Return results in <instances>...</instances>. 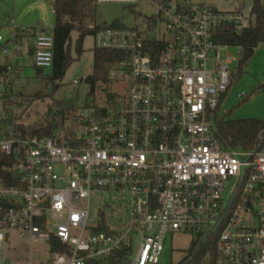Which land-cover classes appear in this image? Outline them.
<instances>
[{
  "label": "built area",
  "instance_id": "obj_1",
  "mask_svg": "<svg viewBox=\"0 0 264 264\" xmlns=\"http://www.w3.org/2000/svg\"><path fill=\"white\" fill-rule=\"evenodd\" d=\"M211 1L96 0L145 2L157 15L144 30L88 24L94 50L120 56L78 131L40 137L11 126L0 136V264H96L134 247L133 264H159L174 235L212 245L214 264H264V136L245 151L217 130L242 57L217 37L250 28L252 6L221 12ZM23 33L14 25L0 37L8 59L0 83L9 88L23 71ZM230 48L238 57L223 61ZM31 52L34 67L52 69L53 34L37 35ZM11 233L45 244L46 258L3 260Z\"/></svg>",
  "mask_w": 264,
  "mask_h": 264
},
{
  "label": "rangeland",
  "instance_id": "obj_2",
  "mask_svg": "<svg viewBox=\"0 0 264 264\" xmlns=\"http://www.w3.org/2000/svg\"><path fill=\"white\" fill-rule=\"evenodd\" d=\"M195 2L201 0H192ZM211 5L221 12L248 13L251 0H212ZM157 15L156 9L149 3L141 2L137 8H125L123 5L103 3L96 5L92 23L97 27L113 26L118 23L126 28L139 27L144 30L147 19ZM14 25L31 33L30 43L35 35L44 31L53 33L55 15L51 0H0V37L8 38ZM79 35L72 34L75 45ZM23 43V47H24ZM83 54L75 58L62 81L49 80L52 69H46L36 75L32 56L23 52V71L17 76L10 88L0 83V136L15 124H23L29 130L53 127V135H72L79 129L76 119L91 103L100 104L107 88L99 81L92 87L86 78L94 74V40L91 35L85 37ZM223 61L227 57H238V50L230 48L220 51ZM76 55H74L75 57ZM8 59L0 53V66ZM75 81H78L75 84ZM106 88V89H105ZM245 94L242 99L240 94ZM68 106L71 110L64 111ZM218 120L258 119L264 121V46L245 64L240 76L233 79V85L222 100ZM193 237L191 235L167 236L159 264H193ZM207 252L197 264H210L209 245ZM136 247L130 256L134 263ZM45 244L19 240L11 233L5 244L2 258L8 263L31 260L38 263L46 258Z\"/></svg>",
  "mask_w": 264,
  "mask_h": 264
},
{
  "label": "trees",
  "instance_id": "obj_3",
  "mask_svg": "<svg viewBox=\"0 0 264 264\" xmlns=\"http://www.w3.org/2000/svg\"><path fill=\"white\" fill-rule=\"evenodd\" d=\"M252 1L253 25L241 32H236L228 27L217 37V42L242 48V57L239 64L238 76L243 72L245 64L255 54L260 44H264V0ZM96 0H56L54 38V61L49 80L51 82L62 81L75 58L83 54V42L86 36L92 35L87 30L92 23ZM114 28H126L118 23ZM77 32L79 37L73 45L72 34ZM22 37V36H21ZM74 55H76L74 57ZM118 53L94 50V74L86 78V82L92 87L99 81L106 82L108 70L112 63L119 58ZM2 68L0 67V71ZM16 130L29 136L52 137L53 127L50 125L38 130H29L23 124H13ZM217 130L221 140L229 147L245 151L256 150L260 146V136H264V121L258 119L242 120H217ZM210 264L215 261V249L209 245ZM207 249L205 245L193 248V264L201 261ZM130 252L122 251L106 262L96 264H128ZM187 264H190L188 262Z\"/></svg>",
  "mask_w": 264,
  "mask_h": 264
},
{
  "label": "crops",
  "instance_id": "obj_4",
  "mask_svg": "<svg viewBox=\"0 0 264 264\" xmlns=\"http://www.w3.org/2000/svg\"><path fill=\"white\" fill-rule=\"evenodd\" d=\"M21 30H25V29H21ZM44 31H42L43 33ZM31 33L27 30H25V33H23V36H22V43H24V47H23V52L25 51V53L28 55V56H32V52L31 50L34 48L35 46V38L37 35H35V38H34V42L31 44L30 43V40H31ZM33 58V57H32ZM1 68H3L4 66H0Z\"/></svg>",
  "mask_w": 264,
  "mask_h": 264
},
{
  "label": "water",
  "instance_id": "obj_5",
  "mask_svg": "<svg viewBox=\"0 0 264 264\" xmlns=\"http://www.w3.org/2000/svg\"><path fill=\"white\" fill-rule=\"evenodd\" d=\"M44 33V32H43ZM264 46V44H260V46H259V48H262ZM34 70H35V74L38 76V75H41L42 73H43V70H41V69H38V68H36V67H34ZM63 110L64 111H68V110H71V108L70 107H68V106H64L63 107ZM128 264H129V261L127 262Z\"/></svg>",
  "mask_w": 264,
  "mask_h": 264
}]
</instances>
